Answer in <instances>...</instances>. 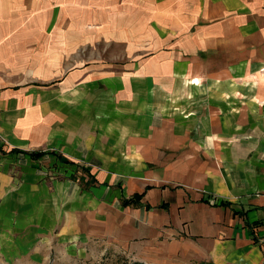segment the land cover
I'll use <instances>...</instances> for the list:
<instances>
[{"label":"crops","instance_id":"0c3cea01","mask_svg":"<svg viewBox=\"0 0 264 264\" xmlns=\"http://www.w3.org/2000/svg\"><path fill=\"white\" fill-rule=\"evenodd\" d=\"M18 1L0 0V264H82L106 251L155 264H264V79L254 91L200 87L233 80L241 64L250 71L262 29L235 23L244 41L208 61L182 51L172 77L185 91L138 74L104 78V88L77 70L48 86L41 68L19 62L18 17L37 7ZM199 63L208 76L191 87Z\"/></svg>","mask_w":264,"mask_h":264},{"label":"rangeland","instance_id":"374dc122","mask_svg":"<svg viewBox=\"0 0 264 264\" xmlns=\"http://www.w3.org/2000/svg\"><path fill=\"white\" fill-rule=\"evenodd\" d=\"M18 3L34 13L37 7L36 15L29 14L27 19L24 15L18 17L14 34H18L16 42L20 43L19 62L25 63L28 72L34 67L41 68V83L48 86L66 71L77 70L89 74L92 82L104 88V78L124 81L138 74L174 91L172 66L182 51H188L189 57L196 52V56L206 57L208 61L212 49L232 47L244 41L243 31L236 30V24L248 19L255 28L262 29L260 42L264 41V0H21ZM237 8L248 11L237 15ZM250 38L252 42L258 39V33L252 32ZM256 53L252 51L251 55ZM258 58L250 71L244 70V64L234 68L233 80L201 79L200 87L203 91L207 88L254 91L264 79V49ZM204 68L203 63L191 65L190 71H194L191 81L195 83H190L191 87L200 83L195 77L207 73ZM184 88L188 85L182 80L175 91H185ZM73 177L81 180L82 175L77 171ZM82 264L155 263L106 251Z\"/></svg>","mask_w":264,"mask_h":264},{"label":"trees","instance_id":"16d2710c","mask_svg":"<svg viewBox=\"0 0 264 264\" xmlns=\"http://www.w3.org/2000/svg\"><path fill=\"white\" fill-rule=\"evenodd\" d=\"M42 153H38L37 155H41ZM142 195L140 194H136V195H133L130 199H126L123 201L124 205H127V204H130V203H133V204H137L138 201H140Z\"/></svg>","mask_w":264,"mask_h":264}]
</instances>
